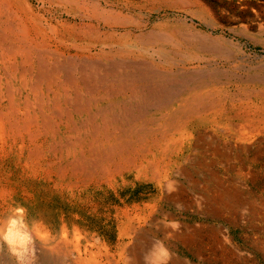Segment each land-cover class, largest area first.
Here are the masks:
<instances>
[{
  "label": "rangeland",
  "instance_id": "374dc122",
  "mask_svg": "<svg viewBox=\"0 0 264 264\" xmlns=\"http://www.w3.org/2000/svg\"><path fill=\"white\" fill-rule=\"evenodd\" d=\"M76 1L10 4L75 59L222 71L224 112L188 115L193 94L171 96L105 141L93 108L56 114L49 93L41 111L12 73L10 108L0 64V264H264V0H97L120 14L110 23ZM187 31L221 52L184 45Z\"/></svg>",
  "mask_w": 264,
  "mask_h": 264
},
{
  "label": "bare ground",
  "instance_id": "6f19581e",
  "mask_svg": "<svg viewBox=\"0 0 264 264\" xmlns=\"http://www.w3.org/2000/svg\"><path fill=\"white\" fill-rule=\"evenodd\" d=\"M76 3L77 7L82 9L87 17L96 18L97 21L110 23L120 16L119 13L102 8L97 0H88V2L82 0L81 3L79 1ZM44 35L45 33L40 34L37 31L32 20L26 18L23 13L10 4V0H0V64L5 73V78L8 79L5 80V90L10 98V108L12 107V109H14V105L11 103V92L15 90L10 79L15 80L17 76L20 80V86L24 87L26 81L29 80V91L33 92L34 98L39 101L37 107L41 108V111L45 107L44 103L48 99L49 93L53 95L50 106L53 111H56V114L65 113L63 105L67 102L71 103L70 107L66 108L68 115H71V112L88 114L89 111L87 110L93 108L95 110L93 115H96V118L88 123L99 124L95 131L99 132V139L105 141L115 138L117 135L121 136L123 133L120 127L140 119L142 111L146 107L155 106L163 98L178 97L188 92L193 94L192 98H189L190 101L185 104L188 107V115L197 116L198 114L206 120L210 116L213 120L218 115L220 117L223 115V104H219L218 97V94L221 93H219L217 85L214 84L215 80L223 77L222 71L185 72L183 69L166 70V66H162L164 69L150 70L147 64L135 63L133 60L131 62L114 61L109 66L99 64L90 57H85L82 60L77 58V60L76 57L64 55L63 52L59 51L57 45L52 49L49 43L51 38ZM156 38L157 43L169 47L164 55L166 61L164 65L167 62L169 64L170 59L176 58L177 55L176 48L172 44L173 39L166 34H161ZM179 38L184 45L204 51L221 52V45L214 37L187 31L179 35ZM6 65L9 66L10 70L5 67ZM11 73L16 76L10 78ZM84 90L88 96L86 94L87 97L82 98L84 95L82 96L81 93ZM213 92L217 95L212 94ZM69 93H73V98L69 97ZM93 94L97 95L91 100L89 96ZM136 106H142V109L133 111ZM3 112L0 109V119L4 116ZM98 116L102 117V121L99 122ZM43 119L42 123H44ZM68 122L71 123L72 121ZM234 133L236 134V132ZM119 136L117 138H120ZM119 143L121 144V142ZM70 163L72 164V162ZM7 237L11 240L16 237L14 229H8Z\"/></svg>",
  "mask_w": 264,
  "mask_h": 264
}]
</instances>
